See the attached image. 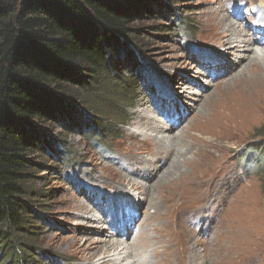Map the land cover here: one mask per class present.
Instances as JSON below:
<instances>
[{
  "label": "rangeland",
  "instance_id": "rangeland-1",
  "mask_svg": "<svg viewBox=\"0 0 264 264\" xmlns=\"http://www.w3.org/2000/svg\"><path fill=\"white\" fill-rule=\"evenodd\" d=\"M263 4L264 0H144L131 23L135 43L130 45L135 56L128 51L119 56L121 77L134 86V96L123 99L122 104H135L120 108L127 120L121 130H115L120 138L107 148L90 140L86 131L97 128L98 114L79 100L74 103L78 124L36 121L30 127L38 136L39 147L29 155L33 160L29 188L39 195H31L29 201L44 216L37 214L40 228L32 229L38 232L33 236L36 253L26 256L27 260H37L34 264H100L103 257L113 259L116 251L108 242L115 241L123 245L118 248L120 264H178L177 251L166 260L155 254L159 233L154 228L161 230L170 221L174 237L179 216L176 229L184 231L187 210H194L193 205L204 196L214 201L207 218H191L196 223L204 221L199 237L206 238L215 230L211 223L214 216L224 221L222 235L211 244L204 246L197 240L204 264H264V174L255 171L258 149L264 141L256 132L264 125V93L244 97L251 87L245 63L231 75H224L225 59L231 57L234 62L237 57L232 53V42L226 49L215 48L223 29L211 25L217 13L230 17V11L236 10L242 35L264 38L263 30L255 29L258 22L264 24ZM247 22L251 25L246 26ZM250 47L261 52L256 44ZM263 64L258 62L254 69H263ZM241 91H245L244 99ZM183 112L188 115L181 128L170 134H154L157 131L144 122L153 117L166 127L171 122L167 113L178 122ZM255 143L260 147L257 151L250 149ZM156 150L169 155L167 164L149 186L142 185L138 182L145 183L143 178L132 175V160ZM195 151L199 152L196 161L182 162L184 157L193 158ZM92 200L101 204L91 211ZM116 214V225L106 222ZM134 215L138 221L128 238L122 242L111 236L114 227L127 230ZM139 229L143 238L130 247ZM100 239L104 242L97 243ZM105 244L107 254V248L102 249ZM189 246L191 249V242ZM134 254L139 262H134ZM11 257V250H3L0 264H19Z\"/></svg>",
  "mask_w": 264,
  "mask_h": 264
},
{
  "label": "trees",
  "instance_id": "trees-1",
  "mask_svg": "<svg viewBox=\"0 0 264 264\" xmlns=\"http://www.w3.org/2000/svg\"><path fill=\"white\" fill-rule=\"evenodd\" d=\"M143 4L0 0V253L11 250L19 264L37 262L26 256L36 253L38 232L32 229L40 228L37 219L44 216L29 201L39 195L29 188V155L39 147L30 127L36 121L78 124L79 100L98 114L97 128L86 131L90 140L107 148L120 138L115 130L127 124L120 108L135 104H122L132 99L134 86L121 77L119 56L122 51L135 56L131 23ZM256 132L264 137V125ZM257 145L250 147H261L255 171L264 174V141Z\"/></svg>",
  "mask_w": 264,
  "mask_h": 264
},
{
  "label": "bare ground",
  "instance_id": "bare-ground-1",
  "mask_svg": "<svg viewBox=\"0 0 264 264\" xmlns=\"http://www.w3.org/2000/svg\"><path fill=\"white\" fill-rule=\"evenodd\" d=\"M264 6V4H263ZM254 10V9H253ZM236 12V13H235ZM236 14V15H235ZM240 13H238L236 10L234 11H230V17L229 15H220V13H217V17L215 19H213L211 21V25L214 27H217L219 29H223V32L219 33L220 38L217 40L218 42V46L215 48H219L221 46V48L226 49V46L228 44H230V42L233 43V45L231 47H233V54L237 57L236 60H234V62H232L233 60L231 59V57L229 59H225L224 62V75H231L232 73H234L236 71V69H238L240 66V64L245 63L246 66L248 67L249 73L246 77V80L249 82V84H251V87L249 88L248 92H245V96H244V92L241 91L240 96L243 98V96L245 98H248L250 96H254L255 95H262V93H264V68L260 69V68H256L254 69V66H256V64L259 62H264V38H260V35H254L251 37H245L244 33L242 35V30L244 32L243 28H240V26L238 25L239 21L235 20V16L239 15ZM245 18V17H244ZM212 19V18H211ZM226 21V23H225ZM245 23V22H243ZM242 25V24H241ZM251 23L247 22L246 26H250ZM244 26V25H243ZM212 28V27H211ZM215 28V29H217ZM255 29H260L263 30L264 32V24L261 25V23H258L257 25H255ZM213 31V30H212ZM263 32H261V34H263ZM217 36V35H216ZM243 36V37H242ZM216 39V37H214ZM233 40V41H231ZM216 43V42H215ZM254 44H256V46H259L258 48L260 49V53H257V49L256 48H251L250 46H253ZM214 48V47H213ZM221 50V49H220ZM218 51V53H224L222 51ZM231 52V51H230ZM248 52H252L254 55L246 57L248 54ZM231 60V62H230ZM247 60V63H246ZM260 65V64H259ZM264 65V64H263ZM239 72V71H237ZM245 72V71H244ZM241 73V72H240ZM224 75H220V76H224ZM186 79H188L186 76H183ZM184 78V80H185ZM242 81V80H241ZM184 81H182L183 83ZM238 84V83H237ZM238 86V85H237ZM241 89V88H239ZM251 89V90H250ZM187 112H183L182 114V118L178 121V122H174L172 120V117L169 113H167V118H169V120H171L170 124L166 127L161 125V121L153 118V117H147L146 120H144V122L146 124L149 125L150 130H154L155 132L157 131V133H154V131H152V133L154 134H167V133H171L173 132L175 129L179 128L181 126L182 123V119L187 117ZM139 116V115H138ZM185 120V119H184ZM181 128V127H180ZM156 129V130H155ZM195 136V135H194ZM184 138V137H183ZM162 139V138H161ZM148 140V139H147ZM164 141V140H163ZM209 141V140H208ZM155 142V141H154ZM197 142V141H196ZM160 143V142H158ZM201 144V143H200ZM162 149V148H161ZM144 151V150H143ZM164 151V149H163ZM166 152V151H165ZM169 153V152H168ZM181 153V152H180ZM180 155V154H179ZM193 158L189 159L184 157L182 159L183 163H190L193 161H196L195 158L199 157V152L195 151L193 153ZM169 156V155H168ZM168 156L166 155V153L164 154L161 151H154L152 152L150 155H148V157H143V154H140L138 157V160H132L133 162V166H134V172H133V176L134 174L136 175H140V177L143 178V182L139 181L138 183L142 184V185H147L149 186L151 183L159 174L160 170H162V168L167 164L168 161ZM192 160V161H191ZM174 162H178L177 160H175ZM175 164V163H174ZM195 166V165H194ZM171 167V166H170ZM175 167V166H174ZM196 167V166H195ZM193 168V167H192ZM165 169V168H164ZM172 169V168H171ZM175 169V168H174ZM212 169V168H211ZM213 171V170H212ZM178 172V171H177ZM176 172V173H177ZM181 172V171H180ZM182 173V172H181ZM165 175V173H164ZM181 175V174H180ZM186 175V174H185ZM209 175V174H208ZM214 176V175H212ZM206 177L208 178V176L206 175ZM205 177V178H206ZM209 177H211V175H209ZM173 177H170V179ZM168 180H170L169 178H167ZM199 179H203V178H199ZM181 180V179H180ZM185 180V179H184ZM214 180V178L212 179ZM209 181V180H208ZM169 183V182H168ZM181 183V182H180ZM204 183V182H203ZM122 184V183H121ZM162 185V184H161ZM170 185V184H169ZM173 185V184H172ZM171 185V186H172ZM175 185V184H174ZM174 185L172 187H174ZM180 185V184H179ZM178 185V186H179ZM203 185V184H202ZM135 185H132V187H134ZM163 186V185H162ZM177 186V187H178ZM146 187V186H145ZM167 187V186H166ZM138 188V187H137ZM175 188V187H174ZM120 189V188H119ZM147 189V188H146ZM176 189V188H175ZM210 189V188H209ZM121 191H125L124 189H120ZM160 190V189H159ZM168 190V189H167ZM164 192V191H163ZM161 195V194H160ZM162 196V195H161ZM168 196V195H167ZM165 197V196H164ZM204 197V196H203ZM201 196V198L198 199V201L196 202V204H194L193 206H195L194 210H187V212H189V215L187 217L188 220V224L185 223L184 224V231L182 230V232H178L176 229V222L179 218V216L177 217L176 221H175V230H174V237H172V231H171V222L169 221L170 224H165L164 228L160 230V227L158 226V228H154L155 231H158V235L155 236V246H154V251L155 254L158 256L160 254V256L163 259H167L168 257H170L173 253L172 251H177L178 253V264H204L206 263L205 261H202L201 256L200 255V250L197 249V245L198 242L197 240H201L205 245L207 246L208 244H211V242L218 236L220 235V233L223 230V223L224 221H221V219L216 218V216H214L211 220V223H214L215 226V230L210 231L209 236H207L206 238H200L199 234H200V225L204 224V221H197V223L195 221H192L191 218L196 217V216H201V217H206L207 218V213L209 212V210L211 209V205L213 203L214 200L211 201V199H205ZM163 198V197H162ZM175 198V197H174ZM190 199V198H189ZM127 200H129V198L127 197ZM126 200V201H127ZM134 200V199H133ZM178 200V199H177ZM194 200V199H191ZM160 201V200H159ZM196 201V200H195ZM92 206L89 205L91 207V211L93 210L94 207L96 206H100V202L99 201H95L92 200ZM161 202V201H160ZM165 202V201H164ZM191 202V201H190ZM193 202V201H192ZM166 203V202H165ZM91 204V203H90ZM142 203L140 202L138 206L141 207ZM94 206V207H93ZM162 210V209H161ZM105 211V210H103ZM166 211V210H165ZM167 212V211H166ZM191 212V213H190ZM104 213V212H103ZM162 213V212H161ZM149 215V214H148ZM118 214L112 216V220H106L107 223H111L110 221H112V224H117L119 222L118 219ZM132 216V215H131ZM134 217V219H133ZM130 220L131 224H128L126 226L125 231H121L119 229H116L115 227L112 229L111 231V236H117L119 238H116L117 240H120L123 242V239L125 240V238H128L130 233L133 232V226L134 224L137 223L138 219L136 218L137 215H134ZM190 217V218H189ZM136 218V219H135ZM197 218V217H196ZM206 220V219H205ZM115 223H114V222ZM129 221V220H128ZM124 222V221H123ZM112 226V225H111ZM119 226V225H118ZM144 226V225H143ZM98 227V226H97ZM108 227V226H107ZM142 225L140 226L141 229ZM170 227V229H169ZM125 228V227H124ZM147 228V227H146ZM140 229L136 232V235L133 239L132 242L129 243V246L131 247L132 245L137 244L140 240H142L143 236L142 231H140ZM145 229V228H144ZM233 229V228H232ZM124 230V229H123ZM151 230V229H150ZM226 231V230H225ZM184 232H187L184 233ZM233 233V232H232ZM222 235V233H221ZM149 240V239H148ZM229 240V239H228ZM239 240V239H238ZM237 240V241H238ZM97 243H101L104 242V240L100 239L96 241ZM189 242H191V249L189 246ZM231 242V241H230ZM245 242V241H244ZM107 243V242H106ZM110 243V246H113L114 251H116V254H114L112 256L113 259L110 260H106L105 257L102 258L101 263L100 264H120V253L118 252V248L119 246H123L121 243L119 242H115V241H110L108 242ZM237 244V243H236ZM242 244V243H241ZM108 244H105L102 249H106ZM118 245V246H116ZM222 245V244H221ZM247 245V244H246ZM250 245V244H249ZM253 245V244H252ZM149 247V246H147ZM211 248V247H210ZM229 248V247H228ZM227 248V249H228ZM241 248V247H240ZM125 249V247L123 248ZM127 249V248H126ZM209 249V248H208ZM207 249V250H208ZM242 249V248H241ZM249 249V248H248ZM143 250V248H142ZM213 250V249H212ZM237 250V249H236ZM211 251V250H209ZM242 251V250H241ZM118 252V253H117ZM122 252V251H121ZM138 252V251H137ZM239 252V251H238ZM247 252V251H246ZM109 253L108 252V248L104 251V254ZM250 253V252H249ZM229 254V253H228ZM238 254V253H237ZM150 255V254H149ZM154 255V254H153ZM250 255V254H249ZM138 255L134 254L135 260L134 262H139V258H137ZM216 256V255H215ZM214 256V257H215ZM220 256V255H219ZM245 257H248L244 254ZM209 257L211 258V254L209 253ZM224 257V256H223ZM111 258V257H110ZM151 258V257H150ZM156 258V257H155ZM148 259V257H147ZM146 259V260H147ZM208 259V258H207ZM212 259V258H211ZM225 259V258H224ZM232 259V258H231ZM123 260V259H122ZM153 260V258H152ZM155 260V259H154ZM159 260V259H158ZM151 261V260H150ZM171 261V260H170ZM223 261V260H221ZM152 262V261H151ZM150 262V263H151ZM164 262V261H163ZM208 262V261H207ZM158 263V262H157ZM162 263V261L160 262ZM224 263V261H223ZM222 263V264H223ZM139 264H142V262H140ZM144 264V263H143ZM149 264V262L147 263ZM154 264V263H153ZM156 264V263H155ZM165 264V263H163ZM213 264V263H212Z\"/></svg>",
  "mask_w": 264,
  "mask_h": 264
}]
</instances>
